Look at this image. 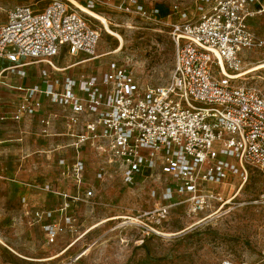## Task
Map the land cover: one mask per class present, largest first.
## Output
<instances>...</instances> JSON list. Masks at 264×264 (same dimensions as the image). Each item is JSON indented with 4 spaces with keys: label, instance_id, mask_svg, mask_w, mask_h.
I'll return each instance as SVG.
<instances>
[{
    "label": "built area",
    "instance_id": "2783aa9c",
    "mask_svg": "<svg viewBox=\"0 0 264 264\" xmlns=\"http://www.w3.org/2000/svg\"><path fill=\"white\" fill-rule=\"evenodd\" d=\"M81 5L95 10L96 0ZM119 7L168 26L175 45L168 82L141 87L132 71L116 61L99 75L61 81L49 79L48 70L42 69L44 87L22 89L12 117L39 111L38 95H44L69 108L65 119L73 147L90 143L105 153L128 185L142 177L162 179L150 191L153 204L131 218L143 237L162 235V224L175 206H185L196 217L225 203L213 185L224 184L229 175H246L249 165L264 174V96L233 77L245 52L264 49V37L249 26L251 18L264 13V0H194L193 10L173 4L165 18L158 16L157 5L147 8L138 0H123ZM99 38L90 16L71 0H51L41 9L15 6L0 22V59L7 63L0 75L24 76V67L34 62L56 70L51 58L62 49L94 58ZM40 124L47 133L51 120L42 117ZM84 171L79 159L65 167L63 175L76 188L60 193L64 201L57 209L25 211L28 223L42 230L45 243L74 231L76 217L67 208L93 199ZM260 201L264 203V191ZM220 264L234 263L225 259Z\"/></svg>",
    "mask_w": 264,
    "mask_h": 264
},
{
    "label": "rangeland",
    "instance_id": "374dc122",
    "mask_svg": "<svg viewBox=\"0 0 264 264\" xmlns=\"http://www.w3.org/2000/svg\"><path fill=\"white\" fill-rule=\"evenodd\" d=\"M49 1L0 0V22L6 21L7 11L15 6L41 9ZM75 1L81 4L84 0ZM122 1L96 0L93 11L104 15L121 39L90 17L100 33L95 52L98 57L77 68L100 73L116 61L132 71L141 87L167 83L175 53L168 26L121 11ZM138 1L147 8L161 5L167 12L173 4L185 9L194 7V0ZM249 26L257 36L264 37V13L251 18ZM245 53L238 73L264 62V49ZM76 60L61 55L55 62ZM243 78L236 81L264 96V68L252 70ZM32 82L36 79L28 84ZM18 94L0 84V111L7 109ZM61 144L45 136L36 121L19 126L11 119H0V183L25 177L24 189L6 183L5 188H0V264H220L225 259L234 264H264V203L260 201L264 174L252 165L246 167V175L230 176L226 184L215 186L225 199L222 207L216 205L194 217L185 206L177 205L162 224V235L143 237L131 218L153 204L150 191L161 185L162 179L142 177L128 185L119 167L108 162L105 153H88L84 158L94 198L90 203L67 208L76 217L74 231L62 233L52 244L45 243L40 229L25 222L22 204L30 193L44 192L35 187L36 182L46 181L52 191L68 186L57 169L56 148ZM49 195L54 201L45 206L57 209L62 202L60 196Z\"/></svg>",
    "mask_w": 264,
    "mask_h": 264
},
{
    "label": "crops",
    "instance_id": "0c3cea01",
    "mask_svg": "<svg viewBox=\"0 0 264 264\" xmlns=\"http://www.w3.org/2000/svg\"><path fill=\"white\" fill-rule=\"evenodd\" d=\"M61 55L74 57L77 60L73 63L56 64V62H55L56 58L61 56ZM91 59L92 58L89 55L79 53L78 55L73 56V55L68 54L65 49H62L59 54H57L56 56L51 58V62H52L53 66L55 67L56 70L51 69L46 63L34 62V63H31V64L24 67V70H25L24 76H19L15 73H3L2 75H0V84L6 85L9 89L16 90L19 93L17 96V99L15 101H13V103H11L8 108L6 107L7 109L0 111V119H11V120L15 121L16 123H18L19 126L26 125L28 123H31L32 121H36L38 126L40 127V130L42 131L43 127L40 124V119L42 117L49 118L51 120V124L49 126L48 132L43 133V134L47 137H54V138L58 139V141L63 142V144H61L60 147L56 148V152L58 155L57 156V169H58L59 175H61V177L64 180H66V183L68 186L65 189H62V191H56V190L52 191L49 184L46 183V181L35 183V187L38 190H41L44 192L38 191V192L30 193L29 197L24 199V202L22 204L23 205L22 206V212H23L25 222L29 226H34L36 228H39L36 225H30L28 223L29 218L25 215L26 210L30 211V210H33L36 208H42V209H49L50 210L51 208L45 206V203L47 204L48 202L51 203L54 201V198L51 195H49V193H54V194L59 195L61 200H62V202H61V204H62L64 200H63V197L60 195V193H62V192L73 193L75 191L76 187L74 185L73 180L66 178L62 173L67 165L72 164L74 161H76L78 159L83 161V163L85 165L84 180L87 183L92 185V182H91L92 180L88 176L87 161L84 158V156H86L88 153L96 154L97 156H103V153L98 151L90 143L84 144L78 149L73 147L71 145V143L74 139L70 135L71 130L68 128L67 123H66V119H65V116L70 112L69 108L63 107L57 103L51 102L50 99H48L44 95H41V94L38 95V97L42 101V107L39 111H37L33 115L22 114L20 119L16 120V119H13V117H12L13 112L15 111L16 106L18 105L19 101L23 97L24 91L22 89H26V88L32 87L34 85H37L39 87H44L45 78L42 77V75H41L42 69L48 70V73H49L48 78L53 80V81L54 80L61 81L66 76H72V77L77 78L80 75H94V74L99 75L104 70L101 71L100 73H92V72L88 73L85 70L77 68V66L79 64L84 63V62L91 60ZM6 64L7 63L5 60L0 59V69L3 66H5ZM33 78L36 79V82H32L31 84H28V81L33 79ZM84 153H85V155H84ZM61 160L64 161V165L60 163ZM230 176L231 175H229V177ZM229 177L224 182V184H226L228 181H230ZM22 182H25V177L23 175L19 176V177L11 178V179H9V181L3 182V184L6 183L9 186H14V188L16 187L18 189H24V187L22 186L23 185ZM3 184L0 183V188H5L4 187L5 185H3ZM9 186L7 187V189L9 188ZM215 186L216 185H213L214 188H215ZM32 201H34L36 203H34V204L30 203ZM79 204H81V203L73 204V207L76 208ZM51 210H53V209H51ZM40 231L42 232L41 229H40ZM42 235L44 237L43 232H42Z\"/></svg>",
    "mask_w": 264,
    "mask_h": 264
},
{
    "label": "bare ground",
    "instance_id": "6f19581e",
    "mask_svg": "<svg viewBox=\"0 0 264 264\" xmlns=\"http://www.w3.org/2000/svg\"><path fill=\"white\" fill-rule=\"evenodd\" d=\"M75 5H77L78 7H80L81 9H83V11L90 17H92L93 19H96L98 21H100V23L103 25L104 29L113 34L114 36L118 37L121 39V37L114 31L111 29L110 27V23L109 21L106 19V17L100 13H97L93 10H90L84 6H82L81 4H79L78 2H76L75 0H71ZM98 56H96L95 58H97ZM93 59V58H92ZM264 68V62L258 64L256 67L250 69V70H246V71H242L240 73H237L236 75H234L233 77L236 79H244L243 76L245 74H247L248 72L252 71V70H257V69H262Z\"/></svg>",
    "mask_w": 264,
    "mask_h": 264
},
{
    "label": "trees",
    "instance_id": "16d2710c",
    "mask_svg": "<svg viewBox=\"0 0 264 264\" xmlns=\"http://www.w3.org/2000/svg\"><path fill=\"white\" fill-rule=\"evenodd\" d=\"M159 8V17L165 18L169 12H167V9L163 8L161 5L157 6Z\"/></svg>",
    "mask_w": 264,
    "mask_h": 264
}]
</instances>
